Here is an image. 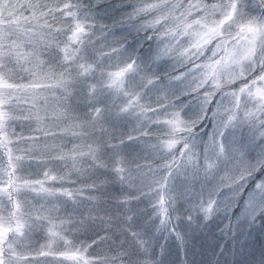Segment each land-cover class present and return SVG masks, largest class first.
I'll return each mask as SVG.
<instances>
[{
    "label": "snow or ice",
    "instance_id": "snow-or-ice-1",
    "mask_svg": "<svg viewBox=\"0 0 264 264\" xmlns=\"http://www.w3.org/2000/svg\"><path fill=\"white\" fill-rule=\"evenodd\" d=\"M0 264H264V0H0Z\"/></svg>",
    "mask_w": 264,
    "mask_h": 264
}]
</instances>
